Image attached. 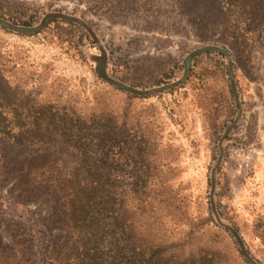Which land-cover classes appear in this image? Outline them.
Returning a JSON list of instances; mask_svg holds the SVG:
<instances>
[{
  "label": "rangeland",
  "instance_id": "1",
  "mask_svg": "<svg viewBox=\"0 0 264 264\" xmlns=\"http://www.w3.org/2000/svg\"><path fill=\"white\" fill-rule=\"evenodd\" d=\"M47 15L78 23L55 18L33 35L0 27V70L19 109L29 96L78 130L97 125V138L124 129L156 157L161 239L178 260L264 264V0H0L9 24ZM19 159L0 142V248L22 228L35 264H53L42 255L64 235L42 226L53 202L9 197Z\"/></svg>",
  "mask_w": 264,
  "mask_h": 264
},
{
  "label": "trees",
  "instance_id": "2",
  "mask_svg": "<svg viewBox=\"0 0 264 264\" xmlns=\"http://www.w3.org/2000/svg\"><path fill=\"white\" fill-rule=\"evenodd\" d=\"M55 18L78 23L47 15L38 27L2 20L0 27L33 35ZM100 74L110 85L131 92ZM16 92L0 70V142L20 154L19 161L9 165L15 179L9 197L22 206L48 197L54 213L42 220V226L64 233L44 246L43 260L53 264H65L66 258L71 264H194L178 260L163 246L165 195L161 177L152 171L156 157L138 144L133 146L124 129L100 130L97 138V125L78 130L66 112L34 103L29 96L19 109ZM91 121L84 119L86 124ZM7 239L12 248H0V260L5 256L16 264H35L31 234L19 228L16 236L7 234Z\"/></svg>",
  "mask_w": 264,
  "mask_h": 264
}]
</instances>
